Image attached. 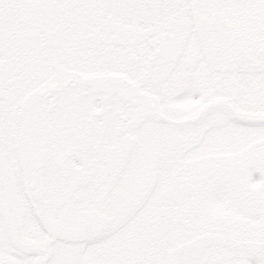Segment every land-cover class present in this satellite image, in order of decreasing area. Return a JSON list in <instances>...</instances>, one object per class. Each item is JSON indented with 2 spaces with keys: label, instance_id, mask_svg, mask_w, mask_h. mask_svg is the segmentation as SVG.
<instances>
[{
  "label": "snow or ice",
  "instance_id": "snow-or-ice-1",
  "mask_svg": "<svg viewBox=\"0 0 264 264\" xmlns=\"http://www.w3.org/2000/svg\"><path fill=\"white\" fill-rule=\"evenodd\" d=\"M0 264H264V0H0Z\"/></svg>",
  "mask_w": 264,
  "mask_h": 264
}]
</instances>
